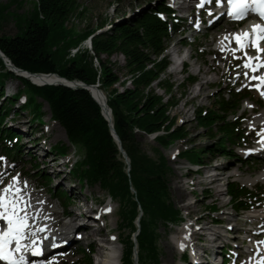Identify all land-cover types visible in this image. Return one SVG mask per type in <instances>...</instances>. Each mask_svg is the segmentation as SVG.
<instances>
[{"label":"trees","instance_id":"obj_1","mask_svg":"<svg viewBox=\"0 0 264 264\" xmlns=\"http://www.w3.org/2000/svg\"><path fill=\"white\" fill-rule=\"evenodd\" d=\"M36 1V10L16 21L19 32L12 37L1 34L8 12L0 4V50L17 68L30 73L57 74L89 86L100 84L111 109L113 128L129 158L130 170L112 135L110 122L90 92L61 85H33L10 72L1 58L0 148L8 155L20 152L19 143L15 141L18 134L11 129L9 113L14 111L17 117L27 113L32 124L42 125L43 107L47 104L51 120L62 127L67 138V144L59 142L53 152L68 156L69 148L83 151V157L70 168L71 174L81 183L98 185L120 206V230L130 229L122 241L123 264H135L136 250L139 264H161L160 228L175 227L184 221L171 197L172 169L166 157L160 154L159 159L154 160L147 155L138 135H156L155 140L165 149L187 137L176 127L170 114L178 103L175 85L163 78L169 66L165 52L173 29L160 15L170 16L171 10L165 0H153L155 5L136 17L113 21L109 31L97 34L104 25L102 22L97 29H86L80 34L66 23L73 16L83 15L81 0ZM179 25L175 24V31ZM89 37H93L92 53L80 51L71 57L70 51ZM115 55L124 60L120 68L125 70L124 81L118 74L116 62L111 60ZM9 80L21 83L22 89L17 94L7 96L5 88ZM195 80L191 76L186 78L188 85ZM155 84L164 95L154 89ZM117 85L123 90L116 88ZM23 94L27 100L17 107ZM246 97L247 93L229 91V99L223 97L219 103L222 114L199 111L198 125L210 134L215 132L213 138L217 135L222 138L214 147L186 149L180 156L198 165L207 164L203 159L210 155L235 157L233 148L243 132L240 125L228 118L238 116ZM40 178L48 179L44 175ZM227 189L234 210L241 213L251 209L249 202L255 193L237 183H229ZM61 197L67 199L68 194L61 193ZM92 253L82 248L81 259L75 264H93Z\"/></svg>","mask_w":264,"mask_h":264},{"label":"rangeland","instance_id":"obj_2","mask_svg":"<svg viewBox=\"0 0 264 264\" xmlns=\"http://www.w3.org/2000/svg\"><path fill=\"white\" fill-rule=\"evenodd\" d=\"M155 3L156 1L153 0H81L82 6L80 12H82L84 8V13L80 18L71 19V24L68 27L75 28L76 33L81 34L86 29H97L102 22H107L106 24H108L112 21L134 18L141 12L153 7ZM0 4L8 12L2 23L1 34L11 37L19 32L18 23L16 21H19L21 16H23V18L29 17L37 8L36 0H16L15 2H12V0H0ZM208 15L209 12H206V24L210 21ZM196 17L197 14H194V18ZM191 23L192 21L183 22V27H180V30L184 32L183 34H172L170 43L167 47V57L170 65L163 75L165 80L175 85L174 93L178 101L177 106L170 112L171 118L175 119L176 127L183 130L187 134V137L177 142L171 148L165 149L161 147L152 136L138 135L141 148L147 155L154 160H158L160 154L166 157L168 165L172 169L170 175L171 197L175 207L180 210L182 214L180 216H182L184 221L183 224L175 227L162 226L160 228L159 245L161 264H182L183 250L182 248H174V243L176 242V238L179 240L181 239L183 231H185L187 227H192L196 232L193 238H190L189 243H197L196 239L201 233H215L217 236L214 234L213 238H224L226 241L227 228L230 224H233V222H235L234 224L237 230H241L249 228V224H246V222L253 224L259 221V238L264 237V182L254 185H245L241 182L245 177L257 175L261 170H264V160L260 163H256L253 160L255 157L252 155V150L254 146L258 145L259 138H257L251 129L254 125L255 117L259 116L264 110V94L251 90V97L244 102L237 118L234 119L233 116L228 118V120L243 124L242 128L245 132V140L247 139L245 141L246 143L243 139H240L239 142L243 144L233 149L236 154L235 157H221L220 155L213 157L210 155L203 159V162L207 164L195 167L180 156V153L186 149H200L202 147L210 148L216 146L222 137L217 135L213 138L212 134L215 135V132L210 134L208 130L201 128L198 125L197 113L201 111L206 114L209 111H216L222 114L219 103L224 96L228 97L226 95L228 88L237 87L240 91L249 89V82L251 80L247 75H244V73H247V71L243 69L245 63H241L239 67H235V58L231 57L230 52H222L216 49L219 38H221L222 35L237 31L236 25L225 22L223 24L221 23L218 27H212L209 31L200 34L195 40L196 42L192 44V47L184 49L183 46L186 42L191 43L194 41L192 38L194 33H190L192 27ZM240 27L242 26L240 25ZM73 49L70 51L71 57L73 56ZM76 51L77 50H75L74 53H76ZM175 51L178 53L189 52V55L192 56V58H189L187 61V64H185L184 72L182 73L178 72V70L173 67V59L170 53L172 54ZM111 60L112 62H116L118 74L124 81L125 70H120V68H122L121 66L124 65L123 58L120 55H115ZM199 69L201 71L200 73ZM190 76L196 78L197 83L184 87L186 84L185 79ZM6 85L10 89L8 95H13L22 89L21 83L18 81L9 80ZM154 89H156L159 94L164 95L157 85H154ZM23 96L27 97L26 94H23L22 97ZM22 104L23 102L19 101L17 107H20ZM48 108L46 104L43 107L44 119L42 125H48L46 130L44 127L42 128L39 123L32 124L30 115L27 113L21 114L20 117H14L15 114L14 111H12L9 113V116L13 121V123H11L12 128L18 131L19 134H25L30 130L36 129L42 131L41 134L43 135L47 132L44 137H47V150H51V148L59 142L67 144V138L66 135L61 132V127L57 126L58 124L51 120ZM258 126L259 129L263 127L261 124ZM38 136L39 135L36 137ZM20 145H22V143ZM27 154V151L22 152L18 155L17 161L15 160L14 163L10 161L7 165V157H5L3 151L0 150V158H2L0 159V171L4 172L7 167L9 169V171L5 172L1 177L7 179V182H12V178L10 177L19 178L20 175H24L22 172H29L30 174L23 178V182H27L26 184L24 183L26 191L30 194H35L36 202L42 201L41 207L44 208L43 217L46 219L52 218L55 221V231H63L65 226V229H70V227H67L68 225H66V223L70 226L72 225L68 220L62 218L63 200L52 196L54 192L57 193L62 190L69 191L71 187H75V191H73V193H75L71 194L72 199H74L79 194V190H81L82 195H86L95 201L101 206L102 211L110 207L112 213L106 216L103 233L112 239V243L119 249L123 257V248L120 242L124 241L130 229H126L125 231L120 230L122 222L119 216V204L112 201L109 195L98 185L81 183L79 179L72 174H64L61 181L52 182L49 189L43 188L41 186L43 180L40 179L39 175H35L36 172H32L33 169L31 168L34 156H36V162L40 164H42L41 158L39 159V157H37L38 154ZM83 155L84 152L80 149L69 148L67 158L70 161V165H73V163L81 159ZM33 164H35V162H33ZM54 168L55 167L43 168L42 173L45 175L53 174ZM213 171L220 172L221 174L219 179H216V181L210 185L209 181L213 180L210 175ZM8 173L10 174L8 175ZM32 174H34V176ZM62 179L64 180L62 181ZM70 180L71 184H69ZM231 182L250 188L252 192H255L257 189L256 196L252 197L251 200V204L253 205L251 211L238 214L234 209L229 207L230 199L224 194V191L226 190L227 184ZM70 210L74 211V208ZM214 220H217L220 225L212 226L211 229H209ZM201 227H206V229L209 230H204ZM81 232L82 231H78V233ZM72 236L74 238L77 237L75 234H72ZM211 238L212 237L203 236V238H201L202 243H199V250H201V248H206V250L210 252L211 249L209 245L213 244ZM79 241L80 242L74 248L83 247L87 249V240L84 239L82 242L81 240ZM261 241H264L263 238L259 239V242ZM222 243L224 242H215L214 245L217 246V253L223 252L224 248H222ZM97 245L98 243H95L96 247ZM246 245L247 243L245 246ZM187 255L191 259L185 264H194V257L197 256H195L192 251ZM50 258L39 263L46 264V262L50 261ZM77 259L78 257L75 255L66 259H61V257L58 256V259H54L53 262H49L48 264H73ZM93 264H96V250L93 254ZM121 264L123 263L121 262Z\"/></svg>","mask_w":264,"mask_h":264},{"label":"snow or ice","instance_id":"obj_3","mask_svg":"<svg viewBox=\"0 0 264 264\" xmlns=\"http://www.w3.org/2000/svg\"><path fill=\"white\" fill-rule=\"evenodd\" d=\"M207 2L211 3L212 0H207ZM215 2L219 5L221 0H215ZM228 4L231 6L228 15L234 18L244 17L249 8L264 17V0H228ZM253 30L254 38L251 32L236 33L235 43L239 49L243 50L249 46L251 41L256 50L264 54V47H261L260 44L261 41H264V25H253ZM225 39L227 40L228 37ZM243 54L247 56L244 67L253 72L264 68V56H251L247 51H244ZM254 60L258 63H253ZM244 75H248V73H244ZM251 79L260 81L256 87L260 88L264 94V76H252ZM19 185L20 179L12 177L11 183L0 188V262H4V264H36L35 261L29 260V254L42 255L45 242L48 247L52 248L58 247V244L56 237L49 235L50 230L47 225L41 226L34 223L35 217L29 211L31 200L25 196L24 190ZM38 203H42V201H38ZM105 211H111V208L109 207ZM61 242L67 243L66 240ZM183 246L181 244V247Z\"/></svg>","mask_w":264,"mask_h":264},{"label":"bare ground","instance_id":"obj_4","mask_svg":"<svg viewBox=\"0 0 264 264\" xmlns=\"http://www.w3.org/2000/svg\"><path fill=\"white\" fill-rule=\"evenodd\" d=\"M226 37H228L227 40L225 39ZM229 41H231V38L228 35L222 36L220 38V40L217 42V50H222L225 47H228L229 43H230ZM88 46L91 47L90 45H88ZM17 74L18 75H16V74L15 75L18 77L22 76V78H27L29 81H31L37 85H43V84L58 82L56 77H53V76H31L27 73H19V72H17ZM94 94H95V97L100 102V104L103 106L104 110L107 111L108 104H107L106 94L100 88H96L94 90ZM254 123L255 124H262L264 126V110L259 114V116L255 117ZM57 126H59V125H57ZM61 132L63 134H65V132L62 128H61ZM262 137L263 138H262L261 143H264V128H263V132H262ZM241 182L244 183L245 185H254V184H257L260 182H264V170H261V172H259L257 175H254V176L249 175V176L245 177L244 179L241 180ZM32 203L34 204L35 209L32 208V209H29V211L31 213L35 214V220H39L38 221L39 223L37 225H41V226L47 225L49 230H50L49 235L55 236L57 243L61 241L60 238H62V236H66L65 240L70 242V243L76 242V241L78 242L79 240L83 241L84 239L85 240H91L92 239V236H93L92 230L89 228V224H86V223L80 224L75 229H74V227H72L66 223V225H68L67 227H70V229H65V227H66L65 226L63 231H60V232L55 231L54 230L55 222H53L54 221L53 219H42L41 218V212H43V209H44L43 207H41V203L37 204L35 201H32V198H31V204ZM78 231H82L81 233H79V234H81L82 238H79V239L73 238L72 234L75 232H78ZM195 234H196V232L194 231V229L192 227H187L185 229V231H183V234L181 236L182 240L181 239L179 240L178 238H176V240H175L176 242L174 243V248L180 249L181 244H183V245L188 244L190 241V238H192ZM215 235L217 236V234H215ZM200 237H198L196 240L201 239ZM110 244H111V249L109 251H107V255L104 258L105 264H121L122 255L120 254L119 249L116 246H114V243H110Z\"/></svg>","mask_w":264,"mask_h":264},{"label":"water","instance_id":"obj_5","mask_svg":"<svg viewBox=\"0 0 264 264\" xmlns=\"http://www.w3.org/2000/svg\"><path fill=\"white\" fill-rule=\"evenodd\" d=\"M0 58L3 60L5 66L7 67V69L12 72V73H15L16 75L17 72L19 73H27L31 76H53V77H56V79L58 80V82H54V83H48V84H43V85H38V86H44V85H61V86H64V87H68V88H71V89H77V88H81V89H84V90H87L88 92H90V94L92 95V97L96 100V102L101 106V109H102V113L104 115V117L110 122V126H111V131H112V135L115 139V141L118 143V146H119V150L121 151V153L123 154V157L125 158V161L127 163V165L129 166V169H130V161H129V158L127 156V153L124 151L122 145H121V141L117 135V133L115 132L114 128H113V124H112V116H111V109L108 107L107 108V111L104 110L103 106L100 104V102L98 101V99L95 97V94H94V90L96 88H99V85H86L85 83L83 82H78V81H69L65 78H62L60 77L59 75L57 74H43V75H38V74H32L28 71H25V70H22V69H19L17 68L4 54L3 52L0 50ZM22 77V76H20ZM27 79V78H25ZM28 80V79H27ZM33 83V82H32ZM35 84V83H33ZM37 85V84H35ZM154 138V137H153Z\"/></svg>","mask_w":264,"mask_h":264}]
</instances>
